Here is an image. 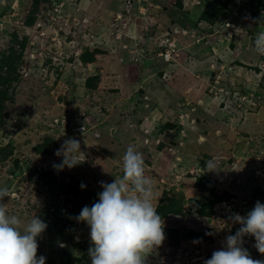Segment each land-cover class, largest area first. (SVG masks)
I'll use <instances>...</instances> for the list:
<instances>
[{
	"label": "rangeland",
	"instance_id": "obj_1",
	"mask_svg": "<svg viewBox=\"0 0 264 264\" xmlns=\"http://www.w3.org/2000/svg\"><path fill=\"white\" fill-rule=\"evenodd\" d=\"M36 1V18L26 25L34 0H0V57L11 48L10 59L20 57L0 126V147H12L9 157L0 153L8 215L18 216L21 228L35 215L47 224L37 238L45 264H91L76 259L91 246L85 223L57 231L64 217H74L60 187L76 179L97 195L99 182L122 176V157L134 146L153 180V203L169 194L185 199L181 213L163 218L165 228H199L210 237L165 238L147 264H203L223 246L228 208L246 215L256 201L264 204V78L256 69L264 72V60L254 48L264 30L254 2L262 0H230L210 25L198 18L205 0H130L129 10L128 0ZM85 52L94 60L84 62ZM46 138L52 152L37 153ZM68 138L81 142L86 160L54 170L62 160L54 152ZM209 160L216 170L207 171ZM42 169L59 175L49 181ZM201 175L232 197L214 218L190 207V198L207 194L194 185ZM244 239L254 245L253 237Z\"/></svg>",
	"mask_w": 264,
	"mask_h": 264
},
{
	"label": "clouds",
	"instance_id": "obj_2",
	"mask_svg": "<svg viewBox=\"0 0 264 264\" xmlns=\"http://www.w3.org/2000/svg\"><path fill=\"white\" fill-rule=\"evenodd\" d=\"M254 48L264 56V31L256 33ZM167 58L164 55L166 61ZM54 155L62 157L59 164H52L57 171L65 167L71 169L86 160L81 142L75 138L65 139ZM205 167L207 171L216 170L213 160L207 161ZM145 168L143 153L129 146L122 157V176L111 183L99 182L103 191L97 194L98 200L91 207L86 205L80 212L71 204L63 207L73 211L74 217L70 220L74 225L79 221L80 225L85 223L90 229L88 256L91 264H147L149 254L162 246L166 238L165 223L153 203L154 184L145 175ZM85 187L81 182L80 188ZM8 196L9 189L0 187V264H45L46 257L37 256V238L46 230L47 224L35 215L21 228L20 218L8 215L7 205L3 202ZM229 219L240 224L239 229L226 236L223 246L213 251L203 264H264V260L252 258L246 248L248 245L243 246L244 237H253V247L264 255V204L256 201L246 215L235 213ZM65 220L64 217L62 221ZM60 228L66 229L65 223Z\"/></svg>",
	"mask_w": 264,
	"mask_h": 264
},
{
	"label": "trees",
	"instance_id": "obj_3",
	"mask_svg": "<svg viewBox=\"0 0 264 264\" xmlns=\"http://www.w3.org/2000/svg\"><path fill=\"white\" fill-rule=\"evenodd\" d=\"M230 0H205V4L201 10V13L199 15V20L203 21L206 24H215L216 21L225 14V11L227 10L228 3ZM33 3V9L27 14L24 22L26 25L31 24L35 20V11L37 9V1L34 0ZM262 6L264 7V0L261 2ZM3 15V12L0 11V17ZM20 46L22 49L25 46V41H19ZM14 49V48H13ZM12 48L9 50L10 54L2 53L0 57V126L4 124L8 112L5 111V103L7 100H13L14 92L10 90L9 85L12 80L16 77V63L19 60L20 57H14L13 59L11 56L14 55V50ZM97 52V51H94ZM94 52H85L81 54V58L84 62H91L94 60ZM262 60H264V57L260 56ZM256 69L260 71L264 78V72H262V68L257 65ZM4 71V73H3ZM175 126L174 123H166V127L173 128ZM5 145L4 147H0V153H3V158L9 157L12 153V147H7ZM55 146V143L50 141L48 138L45 139L44 142L37 145L36 150L37 153H43V154H49L52 152L53 148ZM0 154V155H1ZM17 164L14 162V165ZM41 175L45 177L47 180H53L55 181L56 178L59 175V172L54 170H47L42 169ZM80 182L74 179V181L69 182L66 184L65 187H60V190L65 194L66 203H70L71 206L75 209H77L79 212L84 206H89L96 202L98 200V196L88 189L80 188ZM195 187L199 190V192H206L207 194H201L197 197H192L189 199V202L192 207H194V211L200 215L201 217H209L213 211L223 202L228 201L230 202L231 196L227 195L225 196L224 193L219 194L216 193V187L215 185L210 181V179L207 176H198L195 178L194 182ZM184 197L183 195H175V194H169L167 198L160 199L159 203L157 204V213L162 216V218L168 216L169 214H178L181 213L184 204ZM64 224V221H62V225ZM197 229V230H196ZM190 228V227H184L182 229L180 228H165L164 232L166 235V239L173 241L175 243L180 242V240L183 239H197L202 238L209 240V235H206L208 233H205L203 231H200L199 228ZM63 229L58 228L57 231H62ZM83 251V250H82ZM77 261L82 262V260L90 261V258L88 256V253L84 255V257L76 258ZM75 259V260H76Z\"/></svg>",
	"mask_w": 264,
	"mask_h": 264
},
{
	"label": "built area",
	"instance_id": "obj_4",
	"mask_svg": "<svg viewBox=\"0 0 264 264\" xmlns=\"http://www.w3.org/2000/svg\"><path fill=\"white\" fill-rule=\"evenodd\" d=\"M256 5H257V3H255ZM131 6V2H130V0H128L127 1V9L126 10H129V7ZM258 8L260 9V12L262 13V15H263V17H264V7H262L261 5H258ZM129 12V11H128ZM262 31H264V30H262ZM167 54V53H166ZM165 57L167 58L168 56H166L165 55ZM241 98V97H240ZM190 207H192V206H190ZM228 209H230L232 212L231 213H229V217L232 215V214H235V213H238V214H240L241 216H244L243 215V213L241 212V211H237V209H235L234 208V210H232L231 208H228ZM211 218H214L215 217V214L214 213H212L211 215ZM229 217L227 216V217H221V220L222 221H225V219H227L228 220V225H229V230H228V227L226 228V230H225V234L228 236V235H233V234H235V232L239 229V227H240V224H238V223H234L231 219H229ZM78 226H80V222L79 221H77V224L75 225V228L76 227H78ZM74 227V224L72 223V222H67V223H65V228L66 229H72ZM255 243V242H254ZM253 241H251V240H245L244 239V247H246L247 245L248 246H251V247H253Z\"/></svg>",
	"mask_w": 264,
	"mask_h": 264
},
{
	"label": "crops",
	"instance_id": "obj_5",
	"mask_svg": "<svg viewBox=\"0 0 264 264\" xmlns=\"http://www.w3.org/2000/svg\"><path fill=\"white\" fill-rule=\"evenodd\" d=\"M249 123L251 124V122H249ZM258 190L262 192V190H261V189H259V188H258Z\"/></svg>",
	"mask_w": 264,
	"mask_h": 264
}]
</instances>
